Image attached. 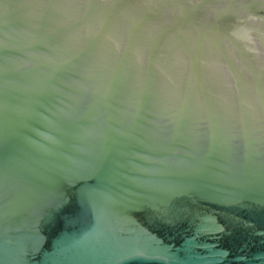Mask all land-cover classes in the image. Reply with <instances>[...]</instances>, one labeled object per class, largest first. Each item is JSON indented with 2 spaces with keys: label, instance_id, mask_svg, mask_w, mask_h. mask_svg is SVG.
<instances>
[{
  "label": "water",
  "instance_id": "1",
  "mask_svg": "<svg viewBox=\"0 0 264 264\" xmlns=\"http://www.w3.org/2000/svg\"><path fill=\"white\" fill-rule=\"evenodd\" d=\"M0 264H264V0H0Z\"/></svg>",
  "mask_w": 264,
  "mask_h": 264
}]
</instances>
